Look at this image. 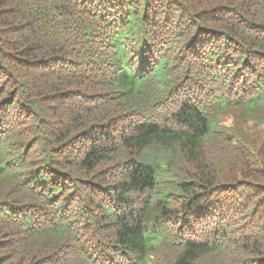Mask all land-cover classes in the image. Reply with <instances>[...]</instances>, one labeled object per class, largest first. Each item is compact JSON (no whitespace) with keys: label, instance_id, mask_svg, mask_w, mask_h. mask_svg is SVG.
I'll return each mask as SVG.
<instances>
[{"label":"trees","instance_id":"trees-1","mask_svg":"<svg viewBox=\"0 0 264 264\" xmlns=\"http://www.w3.org/2000/svg\"><path fill=\"white\" fill-rule=\"evenodd\" d=\"M0 264H264V0H0Z\"/></svg>","mask_w":264,"mask_h":264},{"label":"rangeland","instance_id":"rangeland-1","mask_svg":"<svg viewBox=\"0 0 264 264\" xmlns=\"http://www.w3.org/2000/svg\"><path fill=\"white\" fill-rule=\"evenodd\" d=\"M225 122H227L228 124H231V122H232L231 117L226 118Z\"/></svg>","mask_w":264,"mask_h":264}]
</instances>
